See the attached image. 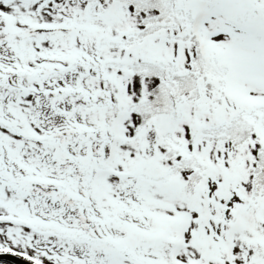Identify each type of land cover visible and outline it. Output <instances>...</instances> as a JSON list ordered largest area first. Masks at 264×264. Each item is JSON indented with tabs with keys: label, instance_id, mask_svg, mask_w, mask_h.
<instances>
[{
	"label": "snow or ice",
	"instance_id": "snow-or-ice-1",
	"mask_svg": "<svg viewBox=\"0 0 264 264\" xmlns=\"http://www.w3.org/2000/svg\"><path fill=\"white\" fill-rule=\"evenodd\" d=\"M0 264H264V0H0Z\"/></svg>",
	"mask_w": 264,
	"mask_h": 264
}]
</instances>
